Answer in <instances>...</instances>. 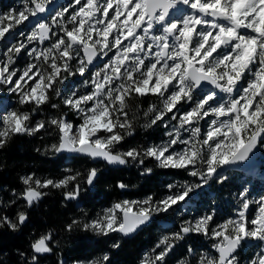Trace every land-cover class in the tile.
Wrapping results in <instances>:
<instances>
[{"label": "snow or ice", "instance_id": "obj_1", "mask_svg": "<svg viewBox=\"0 0 264 264\" xmlns=\"http://www.w3.org/2000/svg\"><path fill=\"white\" fill-rule=\"evenodd\" d=\"M48 2L24 0L20 9L0 13V39L30 16L45 12ZM74 3L76 8L69 4L55 12L50 22L36 23L27 35L29 42L55 37L49 47L29 51L41 63L29 62L23 71L12 67L14 54L26 48L25 43H18L7 49L5 60L0 64V85L19 92L21 104L39 107L50 101L51 92L61 96L56 85L75 74L71 62H76L75 72L83 76L98 53L107 56L108 51L115 49L103 67L92 74L91 81H85L93 85L92 91L84 95L72 92L63 100L80 114L81 123L73 125L63 116L49 121L60 134L59 144L52 145L53 150L101 157L109 163L124 164L125 156L137 158L141 153L136 149L122 155L114 154L111 148L124 138L117 129L132 127L127 110L131 107L129 102L148 94L161 98L163 104V110L150 106L149 112H155L151 124L163 120L173 110L179 115L172 116L178 124L174 132L168 133L169 141L149 146L143 154L154 157L164 167L187 169L191 166L190 174L200 177L203 183L216 175L221 166L247 159L258 139H264V0H83V3L74 0ZM179 5L187 6L189 11L173 17L172 12ZM70 8L71 14L65 17ZM61 20L66 23L62 24ZM53 26L60 28L63 35L54 32ZM245 78L247 81L243 83ZM204 82L212 88L197 95ZM182 103H188L189 107L180 112L178 106ZM149 112L144 115L148 116ZM206 117L214 118L210 119L201 140V128L195 125ZM29 121L30 113L20 111H10L0 117V147L14 135H31L45 127L44 121L35 125ZM181 129L190 130L188 139L180 138ZM101 132L107 135H99ZM178 143L186 147L170 152ZM198 165L202 170H198ZM96 175V169H91L87 182L91 184ZM75 178L41 181L33 173L21 177L26 187L20 196L31 206L44 195L40 189L65 187ZM78 189L79 186L66 192L65 198H75ZM191 190L192 186L184 187L181 192L156 201L155 207L152 197L141 202L116 203L103 216L84 224V228L104 235L130 234L148 221L153 211H167L183 201ZM246 191L239 194L243 199L235 218L230 217L215 228L210 227L213 214L201 216L194 223L185 222L179 231L163 237L156 245V248L163 245V250L142 264H162L175 241L190 232L210 235L216 241L212 248L218 255L203 253L196 264H239L236 252L248 239L260 242V251L248 264H264V196L259 199L256 214L249 218L246 213L250 201L245 198ZM137 204L140 206L135 208ZM26 219L25 212L17 214L20 224ZM4 223L12 229L17 227L7 216L0 217V224ZM50 240V233L41 236L31 244L33 252H51ZM188 251L191 254L194 250L189 247ZM37 259L33 255L32 264ZM107 260L108 256L104 255L86 264H104Z\"/></svg>", "mask_w": 264, "mask_h": 264}, {"label": "trees", "instance_id": "obj_2", "mask_svg": "<svg viewBox=\"0 0 264 264\" xmlns=\"http://www.w3.org/2000/svg\"><path fill=\"white\" fill-rule=\"evenodd\" d=\"M50 95V101L39 107L31 103L22 104V111L30 113L32 125L33 122L36 124L44 121L45 127L31 135L26 133L14 135L0 147V217L6 215L17 223L15 229L5 223L0 224V264H32L31 258L36 254L33 253L31 244L36 238L49 233L51 240L48 243L52 250L37 255L36 264H58L60 259L66 262L97 259L101 258L104 252L108 253V260L104 264H138L140 249L157 245L162 237L168 236L166 233L169 230H159L158 217L170 219L173 227L180 230L182 225L180 222L186 214L178 218L167 216L173 213V207L167 211L152 213L151 218L130 237L117 236L114 232L104 235L90 228L85 229L84 224H88L87 217L94 211L119 201L123 195L131 199L152 197L155 205V202L162 200L168 191L165 188L167 183L165 177L185 175L182 169L164 167L157 164L152 157L143 154L148 144L155 143L160 138L159 121L151 124L154 112H149L150 96L137 97L129 102L131 107L127 110L132 127L117 129L124 138L112 146L113 151L117 150L124 154L130 149H136L141 155L135 159L125 156L124 164L106 166L101 162L93 164L83 155L69 160H65L63 155H56L52 145L58 144L60 134L56 126L51 125L49 121L63 114L72 118L73 109L64 105L55 92H51ZM52 104H57L58 107L53 108ZM145 112H149L148 116L144 115ZM93 167L97 168L99 173L95 181V190L90 191L87 189L86 179ZM149 169L151 171H148ZM33 173L43 180L76 178L70 180L65 187L43 188L42 198L29 206L20 196L26 187L21 177ZM249 177L256 181V176H247V179ZM121 184L125 187L121 188ZM77 186H79L77 197L65 198V193L73 191ZM208 187L215 190L213 197L209 198L205 192H201V197L209 206H214V219L210 224L225 221L233 214L234 202L231 199V191L238 190L242 184L236 185L235 179L227 175L218 185L216 179L211 180ZM21 211L27 215L22 224L17 221V214ZM73 221L77 223L73 224ZM70 224L71 229L68 228ZM183 237L175 241L174 246L186 249L196 247L202 242L198 234L191 232L183 234ZM163 247L162 245L161 248ZM241 256L250 257L247 252ZM174 259L175 256L167 257L163 264H171Z\"/></svg>", "mask_w": 264, "mask_h": 264}, {"label": "rangeland", "instance_id": "obj_3", "mask_svg": "<svg viewBox=\"0 0 264 264\" xmlns=\"http://www.w3.org/2000/svg\"><path fill=\"white\" fill-rule=\"evenodd\" d=\"M24 1L21 0V2L18 3V9H20L23 5ZM189 11V9L187 8V6L185 5H179L177 10H174L173 12V17H180L183 14L187 13ZM3 12H7L4 9L1 8V2H0V13ZM37 20L36 17H29V19L26 21V24L24 23V25L22 26H16L10 33L6 34L5 38L0 39V64H2V62L5 60V55L4 53L7 51V49L12 46V45H16L18 43H25L26 44V48L22 49L20 53L24 52L25 55L23 56H18V54H14V64L12 65V67L18 69L19 71H23L24 68L26 67V65L24 66V68H21L20 64L17 63L15 60L17 58H19L20 62H23L26 60V54L29 55V51L34 47V45L32 44L34 41L29 42L27 40V35L31 32V30L33 29L34 25L37 23L35 22ZM23 32L25 35L21 36L20 33ZM115 53V49L111 50L110 53V58L114 55ZM147 62V61H146ZM37 63V61L35 62ZM19 74V73H18ZM18 78L14 77V79ZM66 81V80H65ZM247 78H245V81L243 83H246ZM29 84H31V81H29ZM63 84V83H62ZM68 93L65 90L67 88V86H64V89L61 88V101L63 102L64 98L70 96L72 94V92H76L78 95H84L86 94V92L84 90H79L77 89L78 86V79L76 77H73L71 79V82H68ZM211 88H207L206 90L200 91L197 93V95L202 94L205 91L210 90ZM218 91V90H217ZM222 98L224 97V94H220ZM158 101H161V98H158ZM162 102V101H161ZM22 105L20 103V93L19 92H14V91H10L9 90V86L8 85H0V117H2L3 115L7 114V112L10 111H17V105ZM91 102H89V106H90ZM185 105V103H183ZM65 105V104H64ZM189 107V105H188ZM188 109V108H187ZM186 109V110H187ZM22 110V109H20ZM186 110H180V111H186ZM179 115V113L177 114V116ZM173 114H167L164 116V119L162 121L161 126L164 128V136H165V140H162L160 143H157L156 145H161L164 144L166 142L169 141L170 137L168 135L169 132H174V129L177 127L178 121L173 120L172 119ZM73 119H66L67 121L73 123V125H78L79 123H81V116L80 114L73 110V114H72ZM214 117H206L203 120L199 121V123L195 126H198L201 128V133H200V139L202 140L204 138V133L208 130V125L210 122V119H212ZM29 123L32 125V123L29 121ZM33 125H35V122H33ZM99 135H107V133H103L101 132ZM191 135L190 130L189 131H185L183 129H181L180 131V138L181 139H188L189 136ZM184 147H186V145L181 144V146H176L174 145L169 151H176L179 152L181 151V148L183 149ZM262 148H264V144H262ZM167 155V153H166ZM158 161V160H157ZM160 163V161H158ZM250 172L252 171H248L245 172V174H251ZM264 173L261 175L263 176ZM35 178L40 179L41 181H43V179L40 178L39 175L35 176ZM197 185H199V183L194 180L193 182H191L190 180L187 182H179L172 190L171 194H167L165 197L169 196V195H175L179 192L182 191V189L184 187L187 186H192V190L190 192H195V189L197 188ZM244 187L247 188V183L244 184ZM260 187V186H259ZM258 187V188H259ZM254 188V187H253ZM246 193H245V198H247L248 200H250V198L248 196L253 195L255 197L254 200H256L253 204H250L253 206L252 210H251V214H250V218H252L258 209V202L261 196H264V192L260 193L258 196L254 195V194H248V188L246 189ZM189 192V193H190ZM248 195V196H247ZM126 195H123L121 197V199L119 201L113 202L112 204H110L109 206H106L104 208H101V210H99L98 212L95 211L93 214H91L90 216L87 217V222L88 224L91 223V221L98 219L99 217L103 216L104 211L106 209L112 208L114 204L116 203H120L122 201L128 200L131 201L129 199H125ZM164 197V198H165ZM163 198V199H164ZM240 200L242 201V197H239ZM240 203L239 201L236 202V205ZM179 205V210L176 214V216H180L181 214L184 213V211L189 210V208H187L188 206H191V204H189L187 201H180L178 202ZM140 205L137 204L134 207L138 208ZM154 207V206H153ZM156 212V211H153ZM190 214V212L187 214V216ZM3 217V216H2ZM236 216L232 217L235 218ZM9 218V217H8ZM11 220V218H9ZM188 220V219H186ZM13 222V220H11ZM224 221H218L212 228H215L217 225L223 223ZM6 224V223H5ZM7 225V224H6ZM8 226V225H7ZM95 232V231H94ZM171 233H167L168 237H171ZM216 241L214 239H212L211 241H209V245L204 248L203 250L200 249H193L194 251L190 254L188 249H180L179 247L175 246V251L171 250L170 252H168L167 256L173 255L175 256V263L174 264H181V262H187V264H196V260L200 257L201 254L203 253H207L210 256H217V253H215V251H213L212 245L213 243H215ZM207 245V243L205 244V246ZM240 251L237 254V258L239 260V264H248V262L255 256V254L257 252L260 251V242L253 240V239H248L245 242L242 243V245L240 246ZM163 250V248L161 249ZM180 250V251H179ZM247 252L249 251V254H251V256L249 258H243V256H239L240 254H242L243 252ZM237 253V252H236ZM138 255H140L141 257L144 256V251L142 249L139 250ZM153 258V257H152ZM145 259H150L147 255L144 257L143 260ZM89 260H83V261H76V262H72L69 264H77V262H86ZM61 264V263H60ZM62 264H68L65 262H62Z\"/></svg>", "mask_w": 264, "mask_h": 264}, {"label": "water", "instance_id": "obj_4", "mask_svg": "<svg viewBox=\"0 0 264 264\" xmlns=\"http://www.w3.org/2000/svg\"><path fill=\"white\" fill-rule=\"evenodd\" d=\"M207 85H210V84H207L206 82H204V84H203V86H207ZM257 148L255 147V148H253V150L249 153V155H248V158L247 159H245V160H237V161H233V162H235L237 165H239L240 167H249V166H252V165H254V163H255V156L257 155ZM58 154H60V153H65V154H67V155H84L83 153H78V152H74V151H69V150H62V151H60V152H57ZM85 155H87V154H85ZM91 157V156H90ZM91 159L92 160H96V159H102V160H105V159H103V158H101V157H96V158H93V157H91ZM106 161V160H105ZM106 162H108V161H106ZM109 163V162H108ZM110 164H113V163H110ZM227 165V164H226ZM226 165H223L222 167H225ZM95 179V178H94ZM93 184H94V180H93V182L91 183V184H89L88 182H87V185H88V188H92L93 187ZM138 231V228L134 231V232H132V233H130V234H127V235H125V234H123V233H120V232H118V233H120V234H122V235H125V236H130V235H133L134 233H136ZM37 254V253H36ZM42 254H44V253H42Z\"/></svg>", "mask_w": 264, "mask_h": 264}]
</instances>
